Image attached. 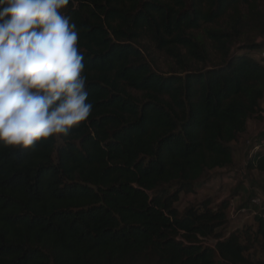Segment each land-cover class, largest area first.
<instances>
[{
	"label": "trees",
	"instance_id": "1",
	"mask_svg": "<svg viewBox=\"0 0 264 264\" xmlns=\"http://www.w3.org/2000/svg\"><path fill=\"white\" fill-rule=\"evenodd\" d=\"M61 11L79 33L92 113L34 149L0 144V264H264L259 213L225 234L228 200L179 205L234 164L232 143L263 119L264 0H69ZM143 40L178 69L156 72ZM247 170L264 174L263 146Z\"/></svg>",
	"mask_w": 264,
	"mask_h": 264
},
{
	"label": "clouds",
	"instance_id": "2",
	"mask_svg": "<svg viewBox=\"0 0 264 264\" xmlns=\"http://www.w3.org/2000/svg\"><path fill=\"white\" fill-rule=\"evenodd\" d=\"M69 0H0V144L34 149L88 120L84 55Z\"/></svg>",
	"mask_w": 264,
	"mask_h": 264
},
{
	"label": "rangeland",
	"instance_id": "3",
	"mask_svg": "<svg viewBox=\"0 0 264 264\" xmlns=\"http://www.w3.org/2000/svg\"><path fill=\"white\" fill-rule=\"evenodd\" d=\"M195 34L202 39L204 38L202 31ZM142 44L145 57L156 72L168 75L178 69L176 62L168 54L158 50L150 41L143 40ZM211 57H214V55L212 54ZM212 62L213 58L210 63ZM195 67L203 68L204 65H195ZM262 103L263 119L250 120L247 132L238 141L232 143L234 164L230 168H218L209 172L199 182L194 192L181 194L179 203L181 208L206 198L213 199L215 203L228 200L230 202L228 209L229 221L224 230L225 234L241 229L243 226L252 225L255 227L254 212L257 211V208L252 204L251 198L260 196L264 199V174L257 170H247L248 160L254 151L253 143L262 141L261 146L264 147V99ZM207 243L214 245L215 240L209 239Z\"/></svg>",
	"mask_w": 264,
	"mask_h": 264
},
{
	"label": "built area",
	"instance_id": "4",
	"mask_svg": "<svg viewBox=\"0 0 264 264\" xmlns=\"http://www.w3.org/2000/svg\"><path fill=\"white\" fill-rule=\"evenodd\" d=\"M262 54L264 55V51L262 52ZM261 150V146H257L254 151H259ZM263 198H261L260 196H255L252 199V204L257 208V211H255V214H260L261 217L264 219V206H263Z\"/></svg>",
	"mask_w": 264,
	"mask_h": 264
}]
</instances>
